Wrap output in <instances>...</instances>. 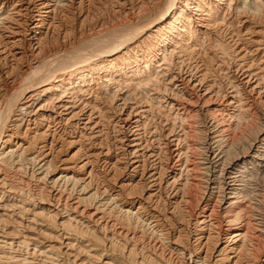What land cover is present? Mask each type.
Masks as SVG:
<instances>
[{
  "label": "bare ground",
  "instance_id": "1",
  "mask_svg": "<svg viewBox=\"0 0 264 264\" xmlns=\"http://www.w3.org/2000/svg\"><path fill=\"white\" fill-rule=\"evenodd\" d=\"M254 171L264 0H0V264H264Z\"/></svg>",
  "mask_w": 264,
  "mask_h": 264
},
{
  "label": "rangeland",
  "instance_id": "2",
  "mask_svg": "<svg viewBox=\"0 0 264 264\" xmlns=\"http://www.w3.org/2000/svg\"><path fill=\"white\" fill-rule=\"evenodd\" d=\"M254 173H255V171L254 172H252V174H251V176L253 177L254 176ZM256 175V174H255ZM252 177H250L251 179H250V185H256L255 187H257V189H259V191H260V194H261V199H262V216H263V218H264V176H261V175H256V176H254L253 178ZM258 177V178H257ZM261 177V178H260ZM256 179V180H255ZM257 182H258V184H257ZM254 183H256V184H254ZM263 183V184H262ZM260 184V185H259ZM261 187V188H260ZM263 187V188H262ZM263 192V193H262Z\"/></svg>",
  "mask_w": 264,
  "mask_h": 264
}]
</instances>
